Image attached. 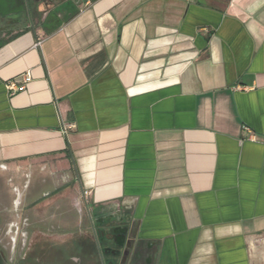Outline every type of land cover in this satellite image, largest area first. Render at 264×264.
<instances>
[{
  "label": "crops",
  "instance_id": "0c3cea01",
  "mask_svg": "<svg viewBox=\"0 0 264 264\" xmlns=\"http://www.w3.org/2000/svg\"><path fill=\"white\" fill-rule=\"evenodd\" d=\"M17 17L0 7V230L27 219L29 247L82 264L119 237L149 264H264V0Z\"/></svg>",
  "mask_w": 264,
  "mask_h": 264
},
{
  "label": "flooded vegetation",
  "instance_id": "af4514ba",
  "mask_svg": "<svg viewBox=\"0 0 264 264\" xmlns=\"http://www.w3.org/2000/svg\"><path fill=\"white\" fill-rule=\"evenodd\" d=\"M70 0H18L16 7L12 10H20L18 17L14 20L3 18V21L12 22L15 25H25L35 29L42 22L45 15L53 18L54 11ZM5 230H0V239H4ZM97 237V236H96ZM97 239V238H96ZM120 248L111 253L114 258H105L101 254L102 264H149L141 248L134 249L132 243L124 242L123 238L117 239ZM47 243V244H45ZM98 243V241H97ZM45 245L35 249L26 247V252L15 250L11 254L9 249L0 245V264H82L81 251L72 249V241L69 240H48ZM29 246V244H28ZM100 248V245H98ZM77 253V255H76ZM76 256H75V255Z\"/></svg>",
  "mask_w": 264,
  "mask_h": 264
},
{
  "label": "built area",
  "instance_id": "2783aa9c",
  "mask_svg": "<svg viewBox=\"0 0 264 264\" xmlns=\"http://www.w3.org/2000/svg\"><path fill=\"white\" fill-rule=\"evenodd\" d=\"M41 45V42L38 41L36 44L37 47ZM23 82L19 86L14 81H10L7 83L6 87L11 94H15L19 90H22L24 86L31 81L30 72H26L22 75ZM72 126L69 128L71 129ZM29 222L27 219L23 220L20 224H9L4 233V239H0V245L5 249H9L11 254L14 253L15 250L19 252H23L29 240L28 234Z\"/></svg>",
  "mask_w": 264,
  "mask_h": 264
},
{
  "label": "water",
  "instance_id": "95a60500",
  "mask_svg": "<svg viewBox=\"0 0 264 264\" xmlns=\"http://www.w3.org/2000/svg\"><path fill=\"white\" fill-rule=\"evenodd\" d=\"M18 3V0H0V7H2V9H5L6 11V15L11 16V15H16L18 16V14L21 12L20 10H12L11 7H16ZM9 7V8H8Z\"/></svg>",
  "mask_w": 264,
  "mask_h": 264
},
{
  "label": "rangeland",
  "instance_id": "374dc122",
  "mask_svg": "<svg viewBox=\"0 0 264 264\" xmlns=\"http://www.w3.org/2000/svg\"><path fill=\"white\" fill-rule=\"evenodd\" d=\"M28 244H29V240H28V243H27V247H29ZM45 244H47V243H45ZM45 244H44V242H43L41 245H45Z\"/></svg>",
  "mask_w": 264,
  "mask_h": 264
}]
</instances>
